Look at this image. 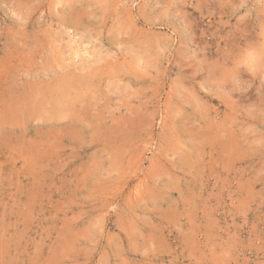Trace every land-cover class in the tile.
I'll use <instances>...</instances> for the list:
<instances>
[{
    "label": "rangeland",
    "instance_id": "374dc122",
    "mask_svg": "<svg viewBox=\"0 0 264 264\" xmlns=\"http://www.w3.org/2000/svg\"><path fill=\"white\" fill-rule=\"evenodd\" d=\"M0 117V264H264V0H0Z\"/></svg>",
    "mask_w": 264,
    "mask_h": 264
},
{
    "label": "bare ground",
    "instance_id": "6f19581e",
    "mask_svg": "<svg viewBox=\"0 0 264 264\" xmlns=\"http://www.w3.org/2000/svg\"><path fill=\"white\" fill-rule=\"evenodd\" d=\"M33 3V2H32ZM79 14V13H78ZM77 16V15H76ZM119 16V15H118ZM77 17H79V16H77ZM119 18V17H118ZM127 18V17H126ZM77 19V18H76ZM129 19V18H128ZM131 19V18H130ZM68 20V19H67ZM80 20V19H79ZM116 20V19H115ZM78 21V20H77ZM81 21V20H80ZM68 22V21H67ZM76 25V24H75ZM116 25V24H115ZM19 26V25H18ZM117 26V25H116ZM119 26H120V24H119ZM118 26V27H119ZM124 26V25H123ZM128 27V26H127ZM126 27V28H127ZM20 28V27H19ZM124 28V27H123ZM118 32V31H117ZM130 35V34H129ZM10 36V35H9ZM11 37V36H10ZM27 37V36H26ZM127 38V37H126ZM150 41V40H149ZM12 42V41H11ZM113 45V44H112ZM30 46V45H29ZM33 47V46H32ZM5 50V49H4ZM129 51V50H128ZM77 52V51H76ZM28 53V52H27ZM73 53H74V51H73ZM85 54V53H84ZM15 55V54H14ZM56 55V54H55ZM75 55V54H74ZM77 56V55H76ZM15 58V57H14ZM27 58V57H26ZM123 61V60H122ZM11 62V61H10ZM21 63V62H20ZM11 64V63H10ZM9 65V64H8ZM7 65V66H8ZM14 66V65H13ZM89 66V65H88ZM89 69V68H88ZM90 70V69H89ZM37 72V71H36ZM64 72V71H63ZM81 72V71H80ZM2 75V74H1ZM49 80V79H48ZM91 82V81H90ZM91 84H93V83H91ZM83 85V84H82ZM34 89V88H33ZM82 89V88H81ZM18 90V89H17ZM42 90V89H41ZM71 90V89H70ZM69 90V91H70ZM14 91V90H13ZM27 91V90H26ZM38 91V90H37ZM36 91V92H37ZM29 92V91H28ZM43 92V91H42ZM75 93V92H74ZM158 93V92H157ZM24 94V93H23ZM33 94V93H32ZM38 94V93H37ZM75 95V94H74ZM96 95V94H95ZM15 96V95H14ZM13 96V97H14ZM16 96H17V94H16ZM38 96V95H37ZM23 97V96H22ZM22 97H21V99H22ZM74 97V96H73ZM75 97H76V95H75ZM33 98V97H32ZM41 98H42V96H41ZM12 100H13V98H11ZM23 99H25V98H23ZM74 99V98H73ZM33 100H34V98H33ZM39 100V99H38ZM66 100V99H65ZM76 100H78V99H76ZM92 100V99H91ZM90 100V101H91ZM150 100V99H149ZM17 101V100H16ZM73 101V100H72ZM81 101V100H80ZM88 101H89V99H88ZM9 102V101H8ZM14 102V101H13ZM35 102V101H34ZM85 102V101H84ZM94 102V101H93ZM10 103H12V102H9L8 103V105L10 104ZM79 103V102H78ZM81 103V102H80ZM7 104V103H6ZM15 104V103H14ZM17 104V103H16ZM28 104V103H27ZM23 105H24V103H23ZM42 105L43 104H41V106H39V107H42ZM83 105H84V103H83ZM33 106V105H32ZM78 106V105H77ZM7 107V106H6ZM10 107H11V105H10ZM15 107H16V105H15ZM18 107V106H17ZM21 107V106H20ZM24 107V106H23ZM71 107V106H70ZM85 107V106H84ZM22 108V107H21ZM78 108V107H77ZM79 108H80V105H79ZM93 108V107H92ZM19 109V108H18ZM88 109H89V107H88ZM93 109H95V108H93ZM5 110V109H4ZM7 110H9V108L7 109ZM16 110V109H15ZM14 110V111H15ZM39 110V109H38ZM82 110V109H81ZM96 110V109H95ZM94 111V110H93ZM97 111V110H96ZM26 112H28V111H26ZM91 112V111H90ZM22 113H23V110H22ZM92 113V112H91ZM24 114V113H23ZM23 114H21V116L23 115ZM93 114V113H92ZM2 116V115H1ZM10 116V115H9ZM24 116H26V115H24ZM50 116V115H49ZM64 117V116H63ZM86 117V116H85ZM93 117V116H92ZM14 118V117H13ZM26 118V117H25ZM96 118H98L97 116H96ZM0 119L2 120V118L0 117ZM17 119V118H16ZM64 119V118H63ZM0 120V121H1ZM26 120V119H25ZM87 120V119H86ZM86 120H85V122H86ZM11 121V120H10ZM18 120H16V122H17ZM28 121V120H27ZM61 121H63V120H61ZM72 121V120H71ZM96 121H97V119H96ZM76 122H77V120H76ZM7 123V122H6ZM65 123H66V121H65ZM94 123H95V121H94ZM58 124V123H57ZM83 124V123H82ZM3 125V124H2ZM78 125V124H77ZM63 126V125H62ZM70 126V125H69ZM91 126V125H90ZM82 126L80 125V128H81ZM64 128V127H63ZM72 128V127H71ZM79 128V129H80ZM83 128V127H82ZM84 129V128H83ZM60 130H62V129H60ZM72 130V129H71ZM95 131V130H94ZM60 133V132H59ZM70 133V132H69ZM93 133V132H92ZM74 135V134H73ZM80 135V134H79Z\"/></svg>",
    "mask_w": 264,
    "mask_h": 264
}]
</instances>
